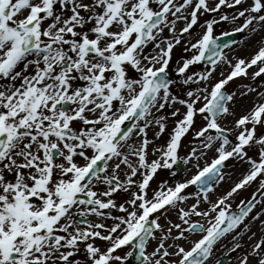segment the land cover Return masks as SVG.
I'll return each instance as SVG.
<instances>
[{
  "label": "snow or ice",
  "instance_id": "obj_1",
  "mask_svg": "<svg viewBox=\"0 0 264 264\" xmlns=\"http://www.w3.org/2000/svg\"><path fill=\"white\" fill-rule=\"evenodd\" d=\"M262 217L264 0H0V264H264Z\"/></svg>",
  "mask_w": 264,
  "mask_h": 264
},
{
  "label": "rangeland",
  "instance_id": "obj_2",
  "mask_svg": "<svg viewBox=\"0 0 264 264\" xmlns=\"http://www.w3.org/2000/svg\"><path fill=\"white\" fill-rule=\"evenodd\" d=\"M229 27H230L229 25H224V29L225 30H228ZM219 31L220 30L218 29L217 30L218 34H219ZM243 39H244L243 38V35L241 34V40H243ZM233 48L235 49V51L232 53V55L241 56V57H250L257 50V44H256L255 40H253L251 42L245 41L243 44H238V45L233 46ZM224 70H226V71L228 70L226 68V66H225V69ZM250 71H252V70H250ZM247 83H249L248 80H245L244 78H241V79L235 80L234 83H231V88L235 89L238 85H240V84H247ZM250 106H251V97H248V98H245L244 100H241L239 102V104L237 105V108H236L237 116L243 114V112L245 110H247V108H249ZM231 121H232V118L229 117L228 123H229L230 126H231ZM149 135H151V133H149ZM192 146H195L194 143H188L186 141V148L185 149H182V151H186L187 148L192 147ZM212 155H213L212 152H208V155L207 156L202 157L201 158V166H203V164H204V162L206 160H210V158L212 157ZM232 163H235V162H232ZM184 167H187L188 168V171L187 172L182 171V173L180 175H176V176H172L171 175V172L169 170H161L158 173V176L154 179V182L151 184V187L153 189H156L157 186L162 181H164V180H168V182L170 184H174L175 182L183 181L186 178H190L194 174L195 169L192 168L191 164H189L187 166L184 165ZM225 171L231 173V178L226 177L225 180L223 182H221L216 187V194L211 196V199L213 201H215L219 195H222L223 193H225L232 186L233 182L236 181V180H238L240 178V175H241V172L243 171V168L240 167L239 165H237V167H235V168H228V169H225ZM161 178H162V180H161ZM256 188H257V184L254 183V184H252V186L246 187L244 190H241L239 192V195H237V196H235L233 198V201H232L233 208L235 209L236 206L239 204L240 200L241 199H244V197H245L244 195H248V193L254 192L256 190ZM195 190H196V187L195 186H190L189 189H186L185 191L186 192H194ZM194 202H195L194 199H190L187 203L190 205L191 203H194ZM201 207L202 208L203 207H207V205L206 204H202ZM170 218L173 221H175V222H179L176 219V216H175L174 213H171L170 214ZM193 219L195 220V219H201V218L193 217ZM262 219H264V217H262ZM161 223H165V221L164 220H161ZM261 229H262V227H261L259 221L254 222L252 224V226H251V232H255L256 233V236L253 237L252 240H248V236H245L243 238L242 243H244L246 246L255 243L256 240L259 239L260 236L262 235ZM251 232H249L248 235H251ZM198 238L199 237L197 235H190L188 237V240L181 241V243H183L184 246L188 247V246H190V244H191V242L193 240L198 239ZM151 250L152 249L149 248V251H151ZM222 252H224V251L223 250L219 251L217 253V255L220 256ZM239 252H240V250L237 251L236 256L239 254ZM231 264H236L235 258L231 262Z\"/></svg>",
  "mask_w": 264,
  "mask_h": 264
},
{
  "label": "water",
  "instance_id": "obj_3",
  "mask_svg": "<svg viewBox=\"0 0 264 264\" xmlns=\"http://www.w3.org/2000/svg\"><path fill=\"white\" fill-rule=\"evenodd\" d=\"M234 38L237 40L236 37H234ZM227 39H229V38H228V37H223V38H222V41H223V40H227Z\"/></svg>",
  "mask_w": 264,
  "mask_h": 264
},
{
  "label": "bare ground",
  "instance_id": "obj_4",
  "mask_svg": "<svg viewBox=\"0 0 264 264\" xmlns=\"http://www.w3.org/2000/svg\"><path fill=\"white\" fill-rule=\"evenodd\" d=\"M261 232H264V229H261Z\"/></svg>",
  "mask_w": 264,
  "mask_h": 264
}]
</instances>
